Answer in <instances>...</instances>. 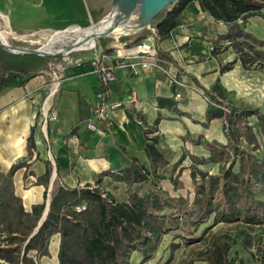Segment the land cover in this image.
I'll return each mask as SVG.
<instances>
[{
  "label": "trees",
  "instance_id": "trees-1",
  "mask_svg": "<svg viewBox=\"0 0 264 264\" xmlns=\"http://www.w3.org/2000/svg\"><path fill=\"white\" fill-rule=\"evenodd\" d=\"M191 1L177 0L170 9L153 16L158 40L171 36L181 24L182 12ZM201 2L215 21L225 24L227 31L219 37L228 39L236 52V58L221 65L220 70L231 69L238 58L245 69L264 71V39L242 27L252 16L264 20V0ZM156 51L172 60L158 48ZM216 52L213 48L212 53ZM52 59L50 55L12 53L0 46V92L24 85L47 68ZM224 93L225 89L218 80L202 92L208 102L205 123L213 118H224L227 140L226 143L204 141L209 150L207 156L189 154L188 168L195 191L191 204H186L183 196L170 195L157 183L165 178L172 179V174L177 169L180 171L185 155L172 164L167 175L164 169L169 159L158 146L157 139L148 135L143 149L145 161L130 156L127 166L101 172L93 188H89L90 184L82 187L59 185L39 226L45 200L33 203L31 210H27L15 190L14 173L25 165L24 162L12 165L6 172L0 168V264H40L41 257L50 255L49 243L54 235L59 236L56 264H128L132 251H140L144 259L150 258L161 235L174 228L186 229L187 225L196 228L211 213L216 220L223 222L262 223L264 199L259 196L264 193V115L257 109H238L224 104ZM223 105L230 110L225 111ZM253 115L257 117L262 141L256 127L249 124V117ZM34 146L30 135L27 138L29 155ZM223 161L229 164H223L219 173H209L201 168ZM49 176L50 171L46 170L36 178V183L45 186L44 196ZM103 176L123 183L126 198L117 200L108 190L102 196L100 182ZM143 182H149L151 187L140 194L134 185ZM81 204L85 208L78 211L76 207ZM229 240L223 235L213 240L206 258L210 264L231 263L226 260ZM261 259L264 260V253Z\"/></svg>",
  "mask_w": 264,
  "mask_h": 264
},
{
  "label": "crops",
  "instance_id": "crops-1",
  "mask_svg": "<svg viewBox=\"0 0 264 264\" xmlns=\"http://www.w3.org/2000/svg\"><path fill=\"white\" fill-rule=\"evenodd\" d=\"M248 20L246 24L253 22V26L264 29L262 17L256 15ZM226 31L225 24L215 21L203 8L201 0H193L183 10L181 24L169 38L158 40L156 35L147 34L140 39L153 36L155 48L172 60L159 53L154 57L140 54L129 59L135 65L134 72L119 50L128 44L127 40L122 38L112 44L110 65L116 79L111 83L108 97L124 99L125 104L109 110L98 123L99 130L86 125L89 108L100 99L102 91L92 55L78 63H65L60 70H42L24 85L1 91L0 168L6 172L12 165L24 162L25 165L16 169L13 179L25 208L31 210L33 203L44 201L45 186L36 183V178L46 170L50 171L47 188L50 190L56 179L59 181L56 188L95 184L101 172L127 166L130 156L145 161L146 135L157 139L163 153L164 149L173 153L174 161L185 155L188 166L189 154L207 156L209 150L204 141L226 143L223 118L205 123L208 102L202 92L216 80L225 89L224 104L238 109H257L263 114L264 71L245 69L238 58L231 69L220 70L221 65L236 58L229 40L219 37ZM213 48L216 53H212ZM145 61L150 65L144 66ZM56 79L58 86L50 103L57 118L42 126L40 106ZM176 93H180L181 98H175ZM129 96L135 100L128 101ZM30 135L35 146L29 155L27 138ZM167 158L172 166L174 161ZM109 180L103 176L100 185ZM25 186H29L28 189H24ZM58 237L54 235L49 243L50 252L53 247L56 254Z\"/></svg>",
  "mask_w": 264,
  "mask_h": 264
},
{
  "label": "rangeland",
  "instance_id": "rangeland-1",
  "mask_svg": "<svg viewBox=\"0 0 264 264\" xmlns=\"http://www.w3.org/2000/svg\"><path fill=\"white\" fill-rule=\"evenodd\" d=\"M111 2L112 0H0V11L7 17L8 25V29H6V22L0 19V30L8 32L6 40L13 46L26 49H46L53 59L49 61L47 68L44 70H51L53 64L63 62L64 54L54 56L52 53L71 50L69 52L70 57L83 60L89 55L93 56L95 51L109 53L113 47L111 45L122 41V38L127 40L128 43L124 46L130 47L141 44L143 41L140 40L142 36L146 37L147 34H153L154 19L151 18L148 26L143 29L130 31L126 34L110 33L97 37L94 40L96 48L91 50H74V42H76L75 32L67 33L64 37H61V40H58L57 32L67 31L71 26H81L85 29L96 23L98 19L105 15ZM174 2V0H168L160 8V12ZM142 9V4L137 5L133 10V14H140ZM249 20L247 21L249 22ZM251 23H245V28L255 32L258 37L264 39V29L257 28L253 26V22ZM240 24L242 25L243 23L240 22ZM262 25L264 27V22ZM17 35H22V37ZM55 70L57 69L55 68ZM255 127L258 132L257 124ZM258 136L262 141L259 132ZM242 145L245 146L244 143ZM164 150L167 157L171 159L174 157L173 153L166 149ZM173 161L174 159L171 160V162ZM188 163L189 160L187 158L184 159L179 166V168L181 167L180 171L178 172L179 169H177L172 174L171 178L175 180V183L169 178L159 180L157 183L170 195L183 196L187 200L186 204H191L195 197V191ZM223 164L227 166L229 162L223 161L221 164L209 163L201 166V168L215 174L219 173ZM170 171L171 163L164 169L167 175L170 174ZM197 181L199 182V178H197ZM57 184H59L58 179L55 180L54 186L46 191L45 201L51 198ZM28 187L25 186L24 189H28ZM100 187L110 191L117 200L125 199L127 196L123 183L114 182L110 179L104 182L103 186L100 185ZM150 187L149 182L134 185V188L140 194L148 191ZM259 197L264 199V193ZM222 235L225 238L229 237L231 242L230 249L226 253V260H231L230 264H264V260L261 259L264 253L261 252L264 251V221L253 225L236 221L223 222L216 220L214 213H211L207 219L200 222L196 228H193L192 225H187L186 229L174 228L161 235L157 245L151 252L150 258L144 259L140 251H132L128 257V264H210L208 259H206L208 254H210V246H212L213 240ZM51 248L52 252H50L49 256L40 258V264H55L57 254L53 247Z\"/></svg>",
  "mask_w": 264,
  "mask_h": 264
},
{
  "label": "built area",
  "instance_id": "built-area-1",
  "mask_svg": "<svg viewBox=\"0 0 264 264\" xmlns=\"http://www.w3.org/2000/svg\"><path fill=\"white\" fill-rule=\"evenodd\" d=\"M74 27H79L82 28L81 26H74ZM84 29V28H82ZM16 33V32H15ZM17 34V33H16ZM153 35H156L155 28H153ZM18 37H22V35H17ZM148 39L151 40V44H146L144 40L142 41L141 44L134 45V46H121L119 50H122L123 57L128 60L125 63L129 65L134 72L135 70V65L129 61L131 57H138L140 54H147V56L154 57L157 54L156 48L153 43V36L147 37ZM2 41V40H0ZM76 41V40H75ZM4 42V41H3ZM6 44H9L7 40H5ZM75 43V42H74ZM73 43V44H74ZM11 45V44H9ZM18 47V46H16ZM21 48V47H20ZM96 48V42L94 41L93 45H88L85 47H81L79 49H74V50H79V51H86V50H91ZM39 50H44L42 48H38ZM46 51V50H45ZM71 50H66L65 52L62 51L63 56V62H57L56 64H53L52 68H56L57 70H60L63 68V65L68 62H80V58H72L69 56V52ZM48 52V51H47ZM53 54V53H52ZM119 54V53H117ZM51 55V54H50ZM43 56V55H42ZM92 59L97 65V70L99 72V77H100V85H101V93L99 94L100 99L93 103L90 108H89V116L87 118V127L92 130H99L98 123L103 120L106 117V114L109 110H113L118 107H122L125 104L124 99H110L109 92L111 88V83L116 79L115 72L110 65L111 59H112V54L104 52V51H95V53L92 56ZM144 66H149V62H143ZM58 86V80H54V82L51 84V86L48 88V92L46 96L44 97L41 106H40V119L42 122V126H45L47 121L49 120H55L57 118V112L55 109H53L51 103H50V97L54 93ZM175 98L179 99L181 98L180 93L175 94ZM135 100L134 97L129 96L128 101H133ZM222 108L225 111H229V107L226 105H223ZM257 117L256 115H253L249 117V124L254 126L256 125ZM142 124V122H140ZM223 123H226V120L223 118ZM143 125V124H142ZM144 129L147 131V127L143 125ZM226 133V130H225ZM95 184H90L89 188L95 187ZM101 188V187H100ZM101 194L102 196H105V190L101 188ZM85 208L84 204H81L76 207L78 211L82 210ZM58 243H59V237H58ZM2 261V260H0Z\"/></svg>",
  "mask_w": 264,
  "mask_h": 264
},
{
  "label": "bare ground",
  "instance_id": "bare-ground-1",
  "mask_svg": "<svg viewBox=\"0 0 264 264\" xmlns=\"http://www.w3.org/2000/svg\"><path fill=\"white\" fill-rule=\"evenodd\" d=\"M165 1L166 0H113L110 11L99 21L91 24L85 29L71 26L67 31L62 33L57 32L58 40H61V37H64L67 33L75 32L76 42L74 48L79 49L81 47L92 45L94 40L100 36L110 33L126 34L130 31L143 29L148 26L151 14L162 6ZM139 4H142L143 6L141 13L137 15L133 14V10ZM0 17L1 20L3 19L6 22V29H8L7 17L1 11ZM7 33L6 30H0V40L5 42ZM62 51L65 52L66 50Z\"/></svg>",
  "mask_w": 264,
  "mask_h": 264
},
{
  "label": "water",
  "instance_id": "water-1",
  "mask_svg": "<svg viewBox=\"0 0 264 264\" xmlns=\"http://www.w3.org/2000/svg\"><path fill=\"white\" fill-rule=\"evenodd\" d=\"M174 1H176V0H174ZM167 2H168V0H166V2H165L162 6H164ZM162 6H160L155 12H153V13L151 14L150 19L153 18V16L161 10L160 8H161ZM150 19H149V20H150ZM144 42H145L146 44H151V40L148 39V38H146V39L144 40ZM0 46L3 47L4 49H6V50L9 51V52H12V53H33V54H38V55H50V53L47 52V51H45V50L20 48V47H16V46H13V45L6 44V43H4L3 41H0ZM58 54H62V51H59V52L53 53L52 55L56 56V55H58ZM50 184H52V182H51ZM50 200H51V198L47 199V201H46V203H45V208H44L43 214H42V216H41V219H40V221H39V223H38V226L41 224V222H42V221L45 219V217H46V214H47L48 209H49V203H50ZM38 226H37V227H38Z\"/></svg>",
  "mask_w": 264,
  "mask_h": 264
}]
</instances>
